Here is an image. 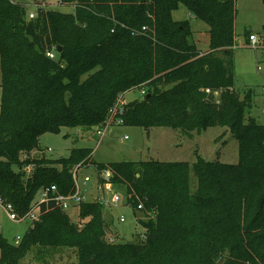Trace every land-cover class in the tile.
Masks as SVG:
<instances>
[{
  "label": "trees",
  "instance_id": "trees-1",
  "mask_svg": "<svg viewBox=\"0 0 264 264\" xmlns=\"http://www.w3.org/2000/svg\"><path fill=\"white\" fill-rule=\"evenodd\" d=\"M33 1L35 19L17 0H0V199L22 220L40 190L71 194L73 167L95 166L113 172L149 222L145 238L109 242L102 204H81L79 218H91L82 227L47 202L18 244L0 232V264L55 247L76 250L78 264H264V125L247 116L251 93L242 100L234 89L237 0H56L72 13ZM181 7L191 19H174ZM193 21L207 26L206 51L193 41ZM135 88L146 94L126 103ZM207 90L226 91L215 100ZM118 121L187 136L227 128L239 161L96 163L89 148L51 159L40 143L64 128Z\"/></svg>",
  "mask_w": 264,
  "mask_h": 264
},
{
  "label": "rangeland",
  "instance_id": "rangeland-1",
  "mask_svg": "<svg viewBox=\"0 0 264 264\" xmlns=\"http://www.w3.org/2000/svg\"><path fill=\"white\" fill-rule=\"evenodd\" d=\"M25 6L28 17L36 16L37 8L33 0H17ZM56 0H51L49 9L64 13H72L74 8L59 5ZM175 20L191 19L186 8L181 7L173 13ZM195 31L193 41L201 51L209 49L207 26L193 21ZM264 2L263 0H237V18L235 25L236 43L234 46L235 82L234 89L242 100L252 95V106L247 111V116L252 117L260 125H264ZM257 36L258 43L251 46L247 38V31ZM0 69V104L2 100ZM226 90H217L210 96L219 100ZM141 89L135 88L125 94V102L143 99ZM91 132V133H90ZM67 136V137H65ZM127 137V139H125ZM41 146L50 148L52 152L46 153L51 159L68 157L74 148H89L92 150L93 161L96 163L112 162H140L156 160L162 162H197L198 157L208 161H219L226 164H237L239 161L238 141L227 128L213 127L201 133L187 136L178 130L156 127L143 129L139 127L116 124L112 133L104 136L97 134V128L87 130L82 127L64 128L60 134H45L40 139ZM113 146L119 148L115 149ZM32 169V168H31ZM29 169V171L31 170ZM75 169V166L73 167ZM72 169V170H73ZM83 173L92 174V170ZM192 189L197 186L195 175L191 174ZM115 191L123 194L124 188L114 187ZM1 200V199H0ZM70 218L79 226L89 222L91 218L80 219L78 209H71ZM125 216L126 222H120V217ZM102 218L106 224L105 234L111 242L135 240L146 231L145 225L149 220L141 213L133 214V210L124 206L108 205L103 209ZM40 220L39 212L35 217L21 221H12L5 208L0 205V232L10 243H15L17 238H22L30 227V223ZM19 243V242H18ZM16 242V244H18ZM23 264H78L77 252L71 248L55 247L38 252L29 253Z\"/></svg>",
  "mask_w": 264,
  "mask_h": 264
},
{
  "label": "built area",
  "instance_id": "built-area-1",
  "mask_svg": "<svg viewBox=\"0 0 264 264\" xmlns=\"http://www.w3.org/2000/svg\"><path fill=\"white\" fill-rule=\"evenodd\" d=\"M30 19H35L36 16L34 14L29 15ZM249 41L251 46H255L258 43V39L256 35H251L249 37ZM48 56L51 59H55L56 55L54 52L48 53ZM143 96L146 94V89H141ZM207 93H211L210 90H207ZM120 107L119 111L123 112V104L124 100L122 98L118 101ZM117 124H123V121H118ZM113 128L107 126L103 129L97 130V134L100 136H104L107 133H110ZM127 139V137H125ZM52 150L47 148L44 150V153H50ZM84 170H92V174L83 173ZM114 174L111 170H97L95 166H75V169L72 170V178L74 189L71 194L63 195L58 192V189L55 185L48 186L40 190L39 199L36 203L35 207L28 213V215L22 220L28 219L30 217H35L36 212L39 211L42 204L47 202L54 203L57 207L62 209L63 211H70L71 209H79L81 204L84 203H99L104 207L108 205L119 207L121 203L124 202V206L129 207L133 210V214L135 215V209L133 206L127 201V198L122 193L114 190L113 183ZM0 205L5 208L9 214V217L12 221H21L18 218V215L14 211L12 204L6 203L3 199L0 200ZM143 208L142 205H139L138 211ZM120 222H126L125 216L120 217ZM140 238H145V232L141 233ZM20 238H17L16 242L18 243ZM113 242V239H111Z\"/></svg>",
  "mask_w": 264,
  "mask_h": 264
},
{
  "label": "water",
  "instance_id": "water-1",
  "mask_svg": "<svg viewBox=\"0 0 264 264\" xmlns=\"http://www.w3.org/2000/svg\"><path fill=\"white\" fill-rule=\"evenodd\" d=\"M61 51V48H58V52H60ZM91 133V132H90ZM110 133H112V130H111V132ZM115 149H117V150H119V148H117L116 146H113ZM132 241L131 240H129V241H127V243L128 244H130Z\"/></svg>",
  "mask_w": 264,
  "mask_h": 264
}]
</instances>
